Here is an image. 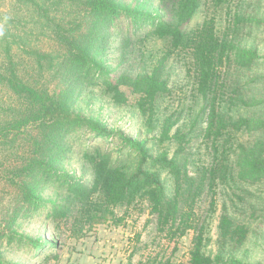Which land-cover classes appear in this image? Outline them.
<instances>
[{
	"label": "trees",
	"instance_id": "1",
	"mask_svg": "<svg viewBox=\"0 0 264 264\" xmlns=\"http://www.w3.org/2000/svg\"><path fill=\"white\" fill-rule=\"evenodd\" d=\"M10 1L13 8L0 17V93L10 95L8 100L0 96V181L14 198L12 206L1 209L0 264H6V246L19 243L18 225L41 209L50 208L52 222L59 228L71 224L78 234V227L113 219L116 208L139 201L148 204L160 232L171 240L193 232L189 264H225L224 256L246 243L250 229L225 208L218 226L221 251L212 257L200 202L206 198L214 214L221 188L239 198L240 185L264 183V140L228 147L239 132L264 131V107L258 108L233 78L257 58L237 39L240 28L253 23L232 9L239 0H156L160 14L155 15L140 13L145 0H135L134 8L127 0ZM205 9L213 16L189 29ZM223 11L227 25L219 29L214 12ZM123 17L130 24L121 64L147 61L152 42L165 47L150 68L135 72L129 65L109 79L104 57L110 31ZM176 56L186 61L195 96L203 103L193 131L197 126V136L208 145L210 163L193 175L186 156L191 134L179 126L181 115L161 109L162 100L172 95L169 62ZM96 87L118 106L135 108L150 139L111 132L105 123L79 113L77 101ZM245 108L252 110L242 114ZM78 130L119 137L131 161L99 147L86 149L81 162L91 180L76 179L65 167L74 155L68 136ZM171 146L176 147L172 154ZM54 187L64 194L49 199L47 191ZM30 242L34 251L46 252Z\"/></svg>",
	"mask_w": 264,
	"mask_h": 264
},
{
	"label": "rangeland",
	"instance_id": "2",
	"mask_svg": "<svg viewBox=\"0 0 264 264\" xmlns=\"http://www.w3.org/2000/svg\"><path fill=\"white\" fill-rule=\"evenodd\" d=\"M135 7V0H127ZM13 8L10 0H0V17ZM233 10L253 23L240 28L237 39L242 46L257 54L254 65L249 70L235 72L233 78L243 87L242 90L248 97L254 98L258 108L264 107V0H239L232 6ZM142 15L160 14V7L156 0H145V7L140 9ZM217 14L219 29L226 26L225 11ZM213 16V10H204L195 16L187 27L195 28L203 22L204 17ZM0 19V23H1ZM130 19L123 17L111 29L107 44V54L104 57L109 79H115L132 66L133 71L140 72L162 56L165 44L152 42L147 45V61L132 64H121L122 40L124 39ZM183 56L173 57L169 62V94L162 100V114L178 113L181 117L179 126L183 127V133H190L192 142L188 145L186 156L190 161L189 170L193 175L197 169L207 167L210 163L208 145L197 136V126L193 131V125L197 115L202 109L203 103L195 96L194 86L188 73L186 61ZM0 96L8 100L10 95L1 91ZM252 110V108H249ZM241 109L245 114L249 111ZM76 110L82 115L105 123L111 132L123 133L134 139H150L145 126V121L135 108L118 106L112 99L106 96L101 88L89 89L77 101ZM238 110V109H237ZM237 110H234V113ZM193 131V132H191ZM69 142L74 146V155L66 163V171L76 179L89 182L91 173L83 170L81 155L86 149L99 147L110 152L114 158L123 161H131L127 151L123 149L119 139L111 136L106 138L94 137L87 130H78L68 136ZM258 140H264V131L239 132L232 136V149L242 143L252 145ZM210 146V143H208ZM169 149L172 154L176 147ZM164 149V148H163ZM233 160V159H232ZM0 181V221L1 209L12 206L14 195L10 190H2ZM240 197L233 194V190L221 188L217 195V211L213 214L209 210L206 198L200 202L202 217L208 218V229L211 242L207 253L216 258L220 251L219 219L225 208H228L231 216L239 223L250 229L246 243L236 253L224 256L225 264H264V183L256 186L240 185ZM64 191L50 188L47 197L55 199L63 195ZM242 199V200H240ZM2 210V211H3ZM199 210V208H198ZM209 210V211H208ZM51 209H41L30 219L21 222L17 227L19 243L6 246L4 261L6 264H156L163 262L169 264H189L192 248L193 232L181 239L171 240L167 234L160 232L156 216L152 215L146 202H137L130 208L119 207L115 209V218L95 224L80 226L79 233L73 234L74 227L63 224L58 227L51 221ZM22 238V240H20ZM42 245L45 253L34 251L33 245L27 242ZM25 245L21 246V243ZM30 242V243H31ZM58 244L59 249L49 245ZM58 255H57V254ZM58 256L57 259L53 258Z\"/></svg>",
	"mask_w": 264,
	"mask_h": 264
}]
</instances>
